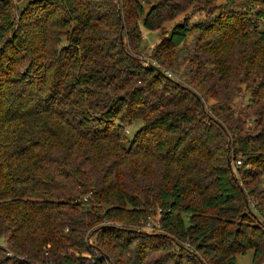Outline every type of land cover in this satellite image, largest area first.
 Instances as JSON below:
<instances>
[{"label":"trees","instance_id":"16d2710c","mask_svg":"<svg viewBox=\"0 0 264 264\" xmlns=\"http://www.w3.org/2000/svg\"><path fill=\"white\" fill-rule=\"evenodd\" d=\"M217 1L29 0L15 17L0 0V264L264 263L262 172L229 164L264 167L234 107L245 88L264 117L263 0L238 20ZM182 15L144 65L142 25ZM156 203L163 232L144 231Z\"/></svg>","mask_w":264,"mask_h":264},{"label":"rangeland","instance_id":"374dc122","mask_svg":"<svg viewBox=\"0 0 264 264\" xmlns=\"http://www.w3.org/2000/svg\"><path fill=\"white\" fill-rule=\"evenodd\" d=\"M240 2H242V0H237L236 1L237 4L230 5L229 2L219 0L216 2V6L217 7L220 6L221 8L217 10L218 12H222L225 15V17H228L229 15L234 16L236 20H238L237 18H241L242 16L247 18L248 16H250V10H248L247 8H244V6ZM263 2L257 6H261V7L264 6ZM28 3H29V0H16V8L14 9V14H15L14 16L15 17L19 16L20 15L19 12L25 9ZM228 8H231L232 11L231 12L228 11ZM192 10L193 9H190L187 13L189 16L193 17L194 19H199V18L204 17L203 13H199V12L193 13ZM182 18H183V15L179 16L177 19L173 21L167 22L165 24L164 30L162 31L149 30L142 25V34H141L142 37H141L140 42L138 43V47L135 50L134 54L138 56V58L142 61L144 65L147 66V64H149L151 60V56L154 52V49L157 46V43H159L161 37L165 36V34H167V32L171 30L173 25L176 22L182 20ZM192 39L193 37L191 36L188 41V44L192 42ZM168 73L170 74L169 77L171 78L177 77L173 71H168ZM245 93H246V89L244 88L242 96H240L236 100L235 106H234L235 108L241 111V113H238V115L241 114V118L245 122L244 132L242 133V136L244 137V140L249 139L250 143L252 142L251 138H254L257 140L255 141V143L260 144L263 141L262 134H264V125H263L264 119H262L263 116L256 113L258 105H256L250 97L248 96L245 97L244 96ZM140 125H141V122L137 121L133 125L128 126L126 128V132L129 134L130 137H133L134 132ZM234 144L235 143L232 142V139H229L228 147H229L230 152L235 147ZM260 151L264 152V148L261 149ZM239 159L242 160L241 164L237 162ZM246 160L247 159L241 153H238L236 155L235 160L232 161V164L235 167V175L237 176V178H239L238 180L242 181L244 175L243 173H239L236 168H240V167L244 168L246 166V168H250L253 171H257L258 173L262 172V174L260 175L261 183H259L258 188L259 190L264 189V167L262 168L260 166H254L252 164H248L247 163L248 161ZM253 202L254 201L252 200L248 201V203L252 207L254 205ZM147 212L148 214L150 213V215H148V218L144 219L143 221V230L147 232H155V231L163 232L162 225H161V217H162L163 211L161 210V205L159 203L151 204L147 208ZM174 214L175 216L179 215L178 212H175ZM179 216H182L186 220H189V215L185 212L180 213ZM104 221L108 224H111V225L115 224L116 226L122 227L121 225L122 223H120L118 220L106 218ZM90 240H92L91 237H90ZM186 246L188 248H191L193 251L198 252L196 251L195 246L191 245L190 243H186ZM252 257H253V250H249L246 254H240L238 255V264H251Z\"/></svg>","mask_w":264,"mask_h":264},{"label":"built area","instance_id":"2783aa9c","mask_svg":"<svg viewBox=\"0 0 264 264\" xmlns=\"http://www.w3.org/2000/svg\"><path fill=\"white\" fill-rule=\"evenodd\" d=\"M147 65H148V64H147ZM167 75L169 76L170 74L167 72ZM237 162H238L239 164H241V163H242V160L239 159Z\"/></svg>","mask_w":264,"mask_h":264},{"label":"water","instance_id":"95a60500","mask_svg":"<svg viewBox=\"0 0 264 264\" xmlns=\"http://www.w3.org/2000/svg\"><path fill=\"white\" fill-rule=\"evenodd\" d=\"M155 68L157 69V71H160L161 72V70L157 66H155ZM229 164H230V166H232V163L231 162H229Z\"/></svg>","mask_w":264,"mask_h":264}]
</instances>
